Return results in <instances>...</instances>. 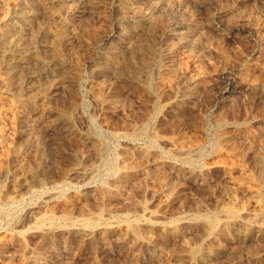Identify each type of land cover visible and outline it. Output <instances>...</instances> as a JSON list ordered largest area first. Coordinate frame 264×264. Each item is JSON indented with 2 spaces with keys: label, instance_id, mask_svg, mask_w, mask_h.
<instances>
[{
  "label": "rangeland",
  "instance_id": "374dc122",
  "mask_svg": "<svg viewBox=\"0 0 264 264\" xmlns=\"http://www.w3.org/2000/svg\"><path fill=\"white\" fill-rule=\"evenodd\" d=\"M0 240V264H264V0H0Z\"/></svg>",
  "mask_w": 264,
  "mask_h": 264
},
{
  "label": "bare ground",
  "instance_id": "6f19581e",
  "mask_svg": "<svg viewBox=\"0 0 264 264\" xmlns=\"http://www.w3.org/2000/svg\"><path fill=\"white\" fill-rule=\"evenodd\" d=\"M59 9V8H58ZM58 11V10H57ZM28 14V13H27ZM63 25V24H62ZM29 26V25H28ZM63 34V33H62ZM61 34V35H62ZM62 37V36H61ZM25 46V45H24ZM57 57V56H56ZM10 60V59H9ZM146 64V63H145ZM149 71V70H148ZM9 81V80H8ZM100 96V95H99ZM73 115V114H72ZM16 151V150H15ZM156 159V158H155ZM140 161V160H139ZM3 164V163H2ZM155 172V171H154ZM127 175V174H126ZM263 175V174H262ZM160 176V175H159ZM126 177V176H125ZM260 179V178H259ZM124 180V179H123ZM128 180V179H127ZM161 180V179H160ZM159 182V181H158ZM101 193V192H100ZM105 194V193H104ZM102 195V194H101ZM74 203V202H73ZM69 204V203H68ZM75 208V207H74ZM228 216H230L231 218H237L241 215V213L239 211H237L236 209H229L228 211ZM156 215V214H155ZM99 216V215H98ZM102 220V216L98 217L95 221H91L90 222H84V225L86 226V228H89V229H96L98 227V222ZM147 220V219H146ZM159 219L158 218H154L153 216H150L148 218V223H147V226L151 229H154L156 231V229H162L164 231L165 234L167 235H178V233L180 232L179 231V228L178 226H175V225H162L156 221H158ZM196 223H202L205 228H207L209 230L210 233H214L216 232L218 229L220 228H226L228 226V223H224V222H221L219 220L218 217L216 216H206L202 219H198V220H195ZM231 221V220H230ZM233 221V220H232ZM236 222V221H235ZM195 223V224H196ZM122 226V225H121ZM237 226V225H235ZM59 227V226H57ZM121 228V227H120ZM124 230L126 232H130L132 233L136 238H139V239H142V240H149L150 239V231H141V227L138 223L136 222H133V221H129L128 219L125 221V226L123 227ZM113 227H110L108 224L106 225V227L104 228L105 231H110L112 230ZM122 229V228H121ZM56 227L55 228H50L49 230L45 231V236H48V235H51V234H54L56 232ZM222 230V229H220ZM154 231V232H155ZM122 232V231H121ZM125 233V232H124ZM22 234V233H20ZM24 236V235H23ZM29 236V235H28ZM258 236V235H256ZM153 237V236H151ZM172 237V236H171ZM261 237V236H260ZM23 239V243L25 242V237L22 238ZM154 239V238H153ZM152 240V239H151ZM150 240V241H151ZM1 241V240H0ZM28 242V241H27ZM140 242V241H139ZM150 248V247H149ZM202 251V250H201ZM198 253H199V250L197 249L195 253H193L192 255V261L193 263H196V261L198 260L197 257H198ZM177 258V257H176ZM189 258V257H188ZM187 260V259H186ZM204 261V260H203Z\"/></svg>",
  "mask_w": 264,
  "mask_h": 264
}]
</instances>
